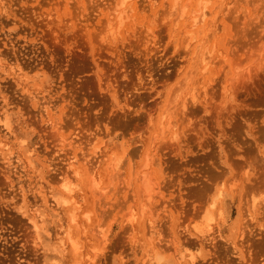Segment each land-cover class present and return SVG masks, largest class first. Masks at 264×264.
Here are the masks:
<instances>
[{"label":"rangeland","instance_id":"1","mask_svg":"<svg viewBox=\"0 0 264 264\" xmlns=\"http://www.w3.org/2000/svg\"><path fill=\"white\" fill-rule=\"evenodd\" d=\"M197 1L0 0V264H264V0Z\"/></svg>","mask_w":264,"mask_h":264},{"label":"bare ground","instance_id":"2","mask_svg":"<svg viewBox=\"0 0 264 264\" xmlns=\"http://www.w3.org/2000/svg\"><path fill=\"white\" fill-rule=\"evenodd\" d=\"M174 1V0H173ZM175 2H176V0H175ZM198 3H197V6H198V4H200V0L199 1H197ZM203 2H205L204 4H206L207 2H206V0H204ZM124 3V2H123ZM123 3H121V5L123 4ZM210 3V2H209ZM176 4V3H175ZM208 4V3H207ZM206 4V5H207ZM201 5H202V3H201ZM228 6L229 4H225V6ZM172 6H174V4H172ZM171 6V7H172ZM200 7V8H199ZM126 8V7H125ZM129 8H130V6H129ZM198 9H196V10H193L192 8H191V12H189L190 13V19H191V21H192V25L193 26H196V25H198L199 23H202L204 20H205V17L207 16V14L205 13V5L203 6V7H201L200 5L197 7ZM114 10H118V9H114ZM121 10H123V9H121ZM121 10H118L119 11V13L121 12V13H123V11H121ZM125 11V10H124ZM128 11H130V10H128ZM118 13V14H119ZM124 14V13H123ZM128 14V13H127ZM125 15V14H124ZM123 16V15H122ZM126 16H128V15H126ZM188 16V15H187ZM114 17V16H113ZM124 17V16H123ZM179 19H181V17L179 16ZM185 19H187V18H185ZM177 21V20H176ZM108 22V21H107ZM185 22V21H184ZM186 23V22H185ZM206 28H208L207 26H206ZM186 37V36H185ZM201 60V62L204 64V70L206 69V66H207V59L205 58V57H203V58H201L200 59ZM204 72H206V71H203V73ZM202 73V74H203ZM194 100V99H193ZM45 108H46V106H45ZM168 126H169V124H168ZM9 126H5V129H9L8 128ZM173 134V133H172ZM173 137V136H172ZM3 144V143H2ZM7 144V143H6ZM2 147V146H1ZM4 147H6V146H4ZM74 158V157H73ZM143 175H145V174H143ZM144 179H142L143 180V184L145 185V187L147 188V189H145V190H147V191H153L152 189H154L153 188V185L155 186V182L153 181V183H155V184H152L151 185V181L152 180H150V179H147V178H149V177H147L146 175L145 176H142ZM148 180V181H147ZM143 185V186H144ZM144 187V188H145ZM153 193V192H152ZM150 196H148L147 198H149ZM217 197V196H216ZM151 198V197H150ZM216 199H218V198H216ZM152 200V199H151ZM148 201H150V199L148 200ZM256 201H257V198H253L252 199V204H253V207L255 206V203H256ZM63 202H65V201H63ZM203 211H205V210H203ZM202 215H203V213H202ZM35 216H36V214H35ZM40 216V215H39ZM39 216H37L36 218H39ZM204 216V215H203ZM206 216H207V214H206ZM208 217V216H207ZM35 218V217H34ZM33 218V219H34ZM201 218H202V216H201ZM206 217L204 216V218H203V222H204V219H205ZM37 221H38V219H37ZM37 221H33V225H34V227L35 228H38L37 227V224H39V227L41 228V227H43V224L41 225L40 223H38ZM41 221V220H40ZM202 222V223H203ZM201 223V222H200ZM201 223V224H202ZM41 225V226H40ZM195 225V224H194ZM199 225V224H198ZM203 226V225H202ZM196 226H194V228H195ZM198 227V226H197ZM196 227V229L197 230H199V229H203V227L202 228H197ZM199 227H201V226H199ZM194 230V229H193ZM207 230H208V228H207ZM200 233H202V234H200V236L201 235H203V233H204V230H203V232L202 231H199ZM199 232H198V234H199ZM207 232H209V231H207ZM196 233V232H195ZM205 235V234H204ZM214 238V237H213ZM216 238V237H215ZM213 239H211V241H212ZM179 257V256H178ZM181 260H182V258H181ZM190 263V262H189ZM194 264V263H193Z\"/></svg>","mask_w":264,"mask_h":264}]
</instances>
